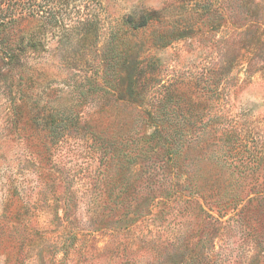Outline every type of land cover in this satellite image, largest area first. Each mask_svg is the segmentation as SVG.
<instances>
[{
    "label": "rangeland",
    "instance_id": "374dc122",
    "mask_svg": "<svg viewBox=\"0 0 264 264\" xmlns=\"http://www.w3.org/2000/svg\"><path fill=\"white\" fill-rule=\"evenodd\" d=\"M2 3L0 264H264V0Z\"/></svg>",
    "mask_w": 264,
    "mask_h": 264
},
{
    "label": "trees",
    "instance_id": "16d2710c",
    "mask_svg": "<svg viewBox=\"0 0 264 264\" xmlns=\"http://www.w3.org/2000/svg\"><path fill=\"white\" fill-rule=\"evenodd\" d=\"M2 3V0L0 1V4ZM3 4V3H2ZM1 4V5H2ZM41 6V5H40ZM32 8H30V10H31ZM33 14H35V15H38V16H40L41 14H40V9H36V8H34L33 9ZM140 24L141 25H145L146 24V19H145V17H143L142 19H141V22H140ZM32 48H36V47H32ZM178 126V125H177ZM179 127V126H178ZM180 129V130H179ZM179 129L175 126V127H173V126H171V128L169 129V130H163V129H156L154 132H152V134L150 135V137L151 138H153V136H157V138L159 139V138H161L162 139V142H163V144L165 145L166 144V141H168V143H175V142H178L177 141V137H179V136H182L183 134H185L186 132H188V131H190L189 129H183L182 130V128L181 127H179ZM158 133V135H157V133ZM153 135V136H152ZM173 137V136H175V138L174 139H171L170 137ZM165 146H171V144H168V145H165ZM172 147H170L169 149H171ZM213 160H215L216 158L214 157V158H212ZM228 160H229V157L227 158ZM227 159H225V161H227ZM229 170H230V174L234 177V175H235V177L236 178H238L239 176H243L244 178H246L247 179V177L248 176H251V175H254L256 172H257V170H256V167H255V165H252V166H250V167H247L244 171H242L241 169H239L238 167H236V166H229V168H228ZM235 177H234V179H235ZM239 194L240 193H236V197H239ZM241 195V194H240ZM248 196H250V195H248ZM241 198H243V197H241ZM240 198V199H241Z\"/></svg>",
    "mask_w": 264,
    "mask_h": 264
}]
</instances>
